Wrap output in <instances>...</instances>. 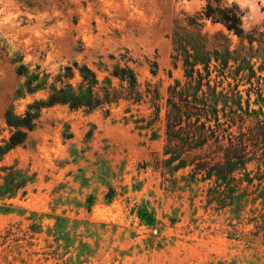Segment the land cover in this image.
Listing matches in <instances>:
<instances>
[{"label":"rangeland","instance_id":"obj_1","mask_svg":"<svg viewBox=\"0 0 264 264\" xmlns=\"http://www.w3.org/2000/svg\"><path fill=\"white\" fill-rule=\"evenodd\" d=\"M220 1L242 11L251 44L206 19L190 26L205 0H0V146L9 135L4 111L21 114L45 98L40 91L12 100L23 82L19 65L38 67L48 83L74 62L102 79L99 65L110 69L126 51L140 91L155 88L161 108L156 139L134 123L152 117L149 97L140 105L121 102L107 115L43 109L0 164L33 178L23 196L0 198V264H264L260 152L228 186L192 177L190 168L173 171L163 155L167 88L184 83L181 63L172 59L176 31L186 41L198 36L209 52L228 47L222 86L236 84L241 105L248 100L259 118L264 114V0ZM215 74L211 80L220 81Z\"/></svg>","mask_w":264,"mask_h":264},{"label":"trees","instance_id":"obj_2","mask_svg":"<svg viewBox=\"0 0 264 264\" xmlns=\"http://www.w3.org/2000/svg\"><path fill=\"white\" fill-rule=\"evenodd\" d=\"M205 2L201 12L188 20L190 26L198 27L199 21L206 19L221 24L241 40L247 39L249 44L253 42L243 33V13L236 4L227 6L220 0ZM185 36L179 30L172 37L175 53L172 59L174 66L177 62L181 63L184 83L174 81L167 88L162 120L163 155L168 156V165L175 163L173 171L190 168L192 177L200 175L202 181L214 179L228 186L236 182L233 173L243 170L259 152L264 165V114L259 111L262 116L259 118L254 110L249 109L248 100L244 107L241 105L236 84L232 88L229 84L226 88L222 86L231 59L228 47L209 52L205 50L201 38L197 36L195 40L186 41L188 38ZM110 59L115 58L110 56ZM233 60L236 62L237 59ZM18 61L13 60L12 63ZM129 62L131 59L125 51L119 54L118 61L110 69L100 64L99 68L107 73L102 79L85 64L74 62L63 67L51 83H48V75L39 71L38 67L32 71L24 65L15 68L16 76L23 78V82L14 91L12 100L34 96L40 91L45 92V98L34 99L21 114L14 113L10 106L4 111L3 122L9 135L4 145L0 146V164L6 153L25 142L41 111L57 105L85 113L103 110L107 115L112 106L121 102L140 105L144 103V98L149 97L152 117L134 123L140 124L137 127L140 130H151V139H156L153 126L160 121L161 109L157 103V90L145 91L144 95ZM244 62L241 59V63ZM239 71L240 68H237L234 76ZM249 71L253 76L251 68ZM214 72L215 79L220 77V81L211 80ZM250 117L255 119L254 125L243 130ZM220 119L223 121L220 122ZM234 126L236 130L232 132ZM32 179L27 171L17 169L15 165H0V198H12L18 192L23 196L25 186L32 183Z\"/></svg>","mask_w":264,"mask_h":264}]
</instances>
